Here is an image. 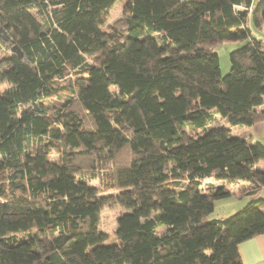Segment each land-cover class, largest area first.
Listing matches in <instances>:
<instances>
[{
	"label": "trees",
	"instance_id": "1",
	"mask_svg": "<svg viewBox=\"0 0 264 264\" xmlns=\"http://www.w3.org/2000/svg\"><path fill=\"white\" fill-rule=\"evenodd\" d=\"M115 1L0 0V44L23 52L0 67V264H244L264 143L230 127L264 121V0H127L106 41ZM239 180L249 202L205 220Z\"/></svg>",
	"mask_w": 264,
	"mask_h": 264
},
{
	"label": "rangeland",
	"instance_id": "2",
	"mask_svg": "<svg viewBox=\"0 0 264 264\" xmlns=\"http://www.w3.org/2000/svg\"><path fill=\"white\" fill-rule=\"evenodd\" d=\"M126 1L127 0H116L114 5L108 10L107 16H106V21L102 25V29L104 30V32L106 34V36H105L106 41H110L112 39V37L114 38V35H115L114 31L115 30L113 29V27L118 26L119 25L118 23L121 21L120 19L122 17L126 16L125 11H124V6H125ZM258 1L259 0H253V4H256ZM254 33L257 36L264 37V31H261L259 29H255ZM242 44H243V42L226 41V42L218 44L217 47L215 48V50L219 54L220 68H221V72L223 75L226 74L231 68V62H230V58H229L230 52ZM12 45H14V43H12L10 45V49H11ZM5 47L6 46L3 47L0 44V67H3V68L7 66L9 58L12 55V52L10 51V49H6ZM4 87H5L4 85L0 86V90L3 91ZM51 101H48V100L41 101L38 103V107L41 109H46L51 104ZM214 125H216V126H228V123L226 122L224 117L221 116V114L216 113ZM191 128L192 127H189L188 130L190 132L194 131ZM234 132L237 133V131H234ZM256 141H259V140H256ZM260 142L263 143L264 141H260ZM263 161L264 160H262L260 162L261 163L260 165L262 167L264 166ZM91 183L92 184H98V180H96V179L93 181L91 180ZM241 183H248V181L239 180V181L230 183L229 188L232 190V192L234 194L229 196V197L218 199L216 201V206H215L214 211L211 212L209 215H207L205 220H207V221L211 220L216 215L228 216V215L236 212V210H239V209L235 208L236 202H234V201H238V199H239L236 196L238 195V192L241 189L239 187V184H241ZM124 212H126V209L121 207L120 205H115L113 207L107 206L102 210L101 218H100V221L98 224V228L100 231L106 232L109 235V238L106 241H104L103 244L108 245V244H114V243L119 242V239L115 235V231L119 227V219H120L121 214Z\"/></svg>",
	"mask_w": 264,
	"mask_h": 264
},
{
	"label": "crops",
	"instance_id": "3",
	"mask_svg": "<svg viewBox=\"0 0 264 264\" xmlns=\"http://www.w3.org/2000/svg\"><path fill=\"white\" fill-rule=\"evenodd\" d=\"M230 129L232 134L235 136L245 137L253 142L256 140L264 141V121L255 123L253 125H236L230 127ZM234 131H237V133H235ZM260 162L258 163V167L264 170V166L262 167L260 165ZM217 183L220 184V182ZM249 185L250 182L239 184V187L241 189L236 196L239 199L238 201H234L236 202V209H240L251 199V196L245 194V190ZM257 196H261L264 198V187L257 192ZM223 217L225 216L216 215L214 218ZM238 248L244 264H264V233L240 242Z\"/></svg>",
	"mask_w": 264,
	"mask_h": 264
},
{
	"label": "water",
	"instance_id": "4",
	"mask_svg": "<svg viewBox=\"0 0 264 264\" xmlns=\"http://www.w3.org/2000/svg\"><path fill=\"white\" fill-rule=\"evenodd\" d=\"M0 37L4 40H8L9 39V35L6 32V30L3 27H0ZM11 51L13 53H15L16 55H18V57H22L23 56V52L21 50V48L17 45L14 44L11 46Z\"/></svg>",
	"mask_w": 264,
	"mask_h": 264
}]
</instances>
